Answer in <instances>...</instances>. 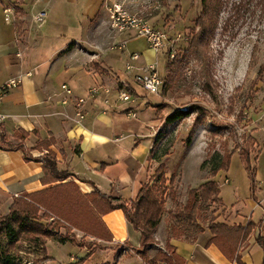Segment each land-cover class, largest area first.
Segmentation results:
<instances>
[{
	"label": "crops",
	"instance_id": "crops-1",
	"mask_svg": "<svg viewBox=\"0 0 264 264\" xmlns=\"http://www.w3.org/2000/svg\"><path fill=\"white\" fill-rule=\"evenodd\" d=\"M112 1L0 0V83L27 71L33 73L23 78L20 87L7 92L0 104V112L7 116L0 125V135H9L10 141L16 142L15 136L20 131L28 132L23 143L33 155L26 160L23 150L0 144V214L9 213L16 196L56 184L42 183L41 158L47 150L36 149L40 140L51 137L56 140L50 148L56 154L59 168L72 174L63 182L74 180L85 194L97 188L104 195L130 201L149 180L153 163L157 162L152 158L153 152L162 142L158 139L162 121L173 110L162 107L166 102L159 93L162 101L148 107L152 113L146 120H130V113H122L117 108L119 100L116 103L109 100V93L116 90L136 93L132 79L124 78L127 74L135 75V69L127 70L128 62L141 67L152 63L154 56L159 55L150 48L146 37L138 35L134 29L119 30L111 26L108 9ZM7 6L12 8L10 19L5 18ZM41 11L46 12V19L39 25L34 17ZM135 52L140 57L132 60ZM63 84H67L74 95L87 99L81 124L75 121L73 104L60 102L64 96ZM92 87L100 89L94 97L89 95ZM204 130H196L189 146L181 140L182 149L168 155L175 159L183 153L177 159H181L180 192L185 193H180L181 201H187L189 189L198 188L208 179H218L224 172L223 177L219 176L222 183L218 180L222 205L221 211L216 212L217 221L240 226H246L249 220L262 223L240 242L241 262H238L228 259L216 244L210 243L212 232L208 225H204V230L193 240L172 236L174 219L164 213L149 254L153 256L155 251L165 250L169 242L186 264H264V250L257 243V238L264 235L261 202L264 195L261 184L264 186V183L259 182L254 191L250 188L247 201L239 198L235 194L237 189L233 188L234 199L229 203L222 189L232 183L230 167L214 178L208 167L202 166L208 158ZM260 143L257 159L264 149V141ZM235 154L240 158L239 153ZM248 203L252 205V212L246 214ZM100 218L112 240L96 239L101 248L94 250L83 264L97 254L112 256L111 261L97 264H145L133 251L141 244V231L126 219L124 211L113 209L101 213ZM72 235L81 246L79 240L85 234L74 229ZM86 240L92 242L95 238ZM81 247L80 257L71 256L70 263L78 262L91 252L87 246ZM47 254L49 256L48 250Z\"/></svg>",
	"mask_w": 264,
	"mask_h": 264
},
{
	"label": "rangeland",
	"instance_id": "rangeland-1",
	"mask_svg": "<svg viewBox=\"0 0 264 264\" xmlns=\"http://www.w3.org/2000/svg\"><path fill=\"white\" fill-rule=\"evenodd\" d=\"M234 1L236 0H229L228 5L216 18L218 26L215 33L206 34L205 37L210 43L207 47L201 45L205 50L204 57L197 56L189 46L192 28L198 29L196 23L202 12L201 0H113L108 9L111 26L112 12L115 4H118L131 17L145 19L155 29L167 32L170 44L166 46L164 54L154 56L156 58L153 60V62L158 61V71L163 81L159 95L165 98L166 103H163L162 107L168 106L171 111L191 107L193 111L190 116L173 124H167L166 119L162 121L160 130L162 142L154 154L157 162L153 163L149 180L146 182L148 185L153 184L154 175L160 167L161 171L169 177L172 173L176 174L174 187L177 191V199H168L167 202L170 204L167 205L166 202L164 211L172 219H174L173 211L177 208V204L183 207L187 201H181V194L185 193L180 192L182 189L179 185L181 159L178 161L177 159L183 156V153H179L181 155L175 159L168 158V155L173 154L176 149H182L181 140L186 146L185 141L197 117L200 116L203 122L195 126L194 135L196 130L205 128L204 135L208 150L206 167L209 170L217 153L222 154L225 150L229 152L234 150L235 153H239L246 145L248 146L250 143L248 138L251 137H254L256 142L251 152V159L254 162L255 157L260 153V141H264V16L259 11L252 13L249 10L248 1L252 0L246 1L248 10L242 7L233 13ZM229 17L231 18L228 26L223 30L222 27ZM170 54L171 57L167 58ZM127 75L124 78L132 79L130 81L136 91V93L130 92L132 100L118 101L120 90L110 92L108 98L111 103L118 101L117 108L121 109L122 113H130L132 117L130 120H146L148 114L152 113L148 107L160 103L162 98L157 94L148 93L136 81L135 75ZM187 128H189L188 131H186ZM253 166L256 168V185L259 182L264 183V149ZM224 175L225 173L222 172L217 177L221 183L219 176ZM229 175L232 183L224 185L222 189L227 201L232 203L234 199L233 188L237 189L235 194L239 198L247 201L252 181L245 164L236 154L232 155ZM261 186L264 187L262 184ZM251 207L252 205L248 203L245 209L246 214L252 212ZM215 210L221 211L220 205L209 203L200 214L198 222L202 226H209L211 221L217 218ZM2 215L0 214L1 217ZM40 221L57 235L74 237L68 234L65 228L59 226L54 218H43ZM79 241L80 245L87 246L89 250L101 248L96 242H90L84 238ZM46 247L52 258L49 264H68L71 256L80 257L82 249L77 244V240L75 243L63 244L53 238L47 241ZM16 251L23 257V264H38V260L45 255L44 252L30 247L28 241L20 242ZM156 253L157 251L154 255ZM99 255L97 254L85 264L106 263L112 260V256L108 254L101 257Z\"/></svg>",
	"mask_w": 264,
	"mask_h": 264
},
{
	"label": "trees",
	"instance_id": "trees-1",
	"mask_svg": "<svg viewBox=\"0 0 264 264\" xmlns=\"http://www.w3.org/2000/svg\"><path fill=\"white\" fill-rule=\"evenodd\" d=\"M246 1H234L233 8L235 11L233 13H236L242 7L248 10ZM201 3L202 12L196 23L198 29L196 27L192 28L189 46L197 56L204 57L205 50L201 45L209 46L210 41L205 36L207 33L211 35L215 33L218 26L216 18L228 5L229 0H201ZM248 3L250 5L249 10L252 13L259 11L264 16V0H252ZM230 18L225 21V25L222 27L223 30L227 28ZM192 112L191 107L179 108L169 114L165 121L167 124H173L190 116ZM202 122V118L197 117L193 129H191L185 141L187 146L192 142L195 126L202 124ZM28 135V132L20 131L15 136L16 142L14 143L10 141L9 135L1 134L0 144L4 147H16L23 150L25 159L30 160L33 155L23 143ZM158 139H162L160 132ZM248 139L250 143L240 150L239 155L245 164L254 191L256 168L253 166L251 152L256 142L254 137ZM55 143L54 137L40 140L36 149L47 150L41 158L44 172L41 179L42 183L44 185L56 184L36 192H26L16 196L10 206L9 213L2 215L3 217L0 216V264H23V257L16 251L17 245L22 241H28L30 247H33L34 250L45 253L38 260V264H49L52 259L48 256L46 250L48 239L53 238L63 244L68 241L75 242L76 237L60 236L49 229L41 223L40 220L43 218H54L58 221L59 226L67 230L68 234H72L74 229L79 230L85 234L84 239L87 237L95 238L92 242H96V244V239L111 241L112 235L101 220L100 214L113 209H122L126 219L141 231V244L139 247H134L133 251L145 264H186V260L175 252V248L169 242L166 243L165 250L159 249L154 256L149 254V249L156 241L155 233L162 220L167 200L177 199V191L174 187L175 173H172L169 177L161 171L162 168L160 167L161 169L159 168L154 175L153 184H143L137 197L130 201L114 195H104L97 188L94 192L85 194L74 180L63 182L72 177V174L66 169L59 168L56 154L50 148ZM234 153V150L231 152L225 150L222 154H216L210 169L212 177L215 178L219 172L229 169ZM154 154L155 152H153L152 158L157 159ZM254 160H257V156ZM206 165L207 159L202 166L206 167ZM220 194L221 187L218 179H210L198 188L189 189L186 204L183 207L177 204V208L173 211L172 236L179 238L185 236V239L193 240L197 233L204 230L198 220L209 203L222 205ZM261 223L262 221L255 223L253 220H249L246 226L229 225L217 221V218H215L208 226L212 232L210 243L216 244L228 259L241 262L238 254L240 242L249 237ZM257 243L264 250V235L257 238ZM93 251L91 250L86 257L78 262L70 264H83Z\"/></svg>",
	"mask_w": 264,
	"mask_h": 264
},
{
	"label": "built area",
	"instance_id": "built-area-1",
	"mask_svg": "<svg viewBox=\"0 0 264 264\" xmlns=\"http://www.w3.org/2000/svg\"><path fill=\"white\" fill-rule=\"evenodd\" d=\"M12 13V8L10 6L5 7V18L10 19ZM112 26L119 30L134 29L136 33L140 36L146 37L150 48H152L157 54H164L165 48L170 44V38L167 32L159 29H155L149 23L142 18L131 17L121 5L115 4L114 10L112 12ZM35 21L41 25L45 22L46 12L41 11L34 17ZM180 39V35H178ZM21 55L20 53L18 54ZM169 56V57H168ZM140 54L135 52L131 55L132 60L139 59ZM170 55H167V58H170ZM136 70L135 79L140 83L144 89L151 94H159L163 85L161 75L158 71V61L147 63L141 67H135L131 62L127 63V70ZM32 71H27L19 76L11 77L5 83H0V104L4 95L21 86L24 77L32 76ZM64 92V96L61 98L60 102L63 105L73 104L75 108V121L78 124H81L85 118V111L83 105L87 101L85 97L74 95L73 90L67 85L63 84L61 87ZM100 92L99 87H92L89 90V95L94 97L97 93ZM118 100L121 102H130L132 100L131 93L128 90L120 89L118 95ZM7 116L0 112V125L4 122ZM227 182V179L224 180ZM261 202L264 206V195L261 199Z\"/></svg>",
	"mask_w": 264,
	"mask_h": 264
}]
</instances>
